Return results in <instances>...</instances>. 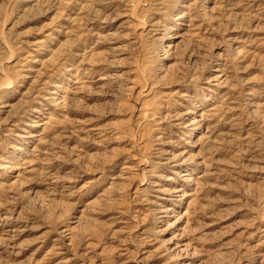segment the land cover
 Returning <instances> with one entry per match:
<instances>
[{
    "label": "rangeland",
    "instance_id": "374dc122",
    "mask_svg": "<svg viewBox=\"0 0 264 264\" xmlns=\"http://www.w3.org/2000/svg\"><path fill=\"white\" fill-rule=\"evenodd\" d=\"M0 224V264H264V0H0Z\"/></svg>",
    "mask_w": 264,
    "mask_h": 264
},
{
    "label": "bare ground",
    "instance_id": "6f19581e",
    "mask_svg": "<svg viewBox=\"0 0 264 264\" xmlns=\"http://www.w3.org/2000/svg\"><path fill=\"white\" fill-rule=\"evenodd\" d=\"M170 47V45H168L167 44V46L165 47V48H169ZM163 49H164V47H163ZM162 50V49H161ZM167 51V50H166ZM167 53V52H166ZM109 75H106L103 79H101V80H107L109 77H108ZM221 76H218L217 78H220ZM112 78V77H111ZM110 78V79H111ZM109 79V80H110ZM150 90H151V88H150ZM142 91V90H141ZM145 91V90H144ZM142 93V92H141ZM52 94H55V95H58L57 94V92L56 91H54ZM143 94V93H142ZM147 94V93H146ZM145 94V95H146ZM148 95V94H147ZM146 97V96H145ZM54 100H59V101H57V103L56 104H59L60 103V98H53ZM192 113V111H188V112H186V113H184V114H177V115H174L173 116V118H175L174 120L176 121V122H178L175 126H181V121L183 120V118H182V116H185V115H190ZM170 116V115H169ZM202 117V116H201ZM172 118V117H171ZM165 119H166V117H165ZM169 119H170V117H169ZM202 119L203 118H201V119H197V118H193L192 119V121L190 122V123H188V124H186V125H184L182 128L183 129H185V128H192V127H194L195 125H197V124H199L201 121H202ZM45 125V123L44 122H39L38 123V125L37 126H39V127H41V126H44ZM181 128V127H180ZM192 130V129H191ZM164 138V137H163ZM163 138H161L160 136L157 138V139H159V141H160V144L162 145L161 146V148H160V152H162V153H165V154H169V152H168V150L167 149H165V147H166V144H164V139ZM159 150V149H158ZM173 192H183V190L182 189H178V191H173ZM170 210H172L171 208H166V209H163V210H161L160 211V213H164V212H168V211H170ZM5 221V220H4ZM1 225V224H0ZM13 231H15V230H13ZM13 231H11V232H13ZM10 234V233H9Z\"/></svg>",
    "mask_w": 264,
    "mask_h": 264
}]
</instances>
